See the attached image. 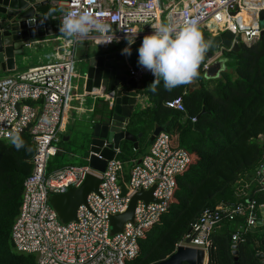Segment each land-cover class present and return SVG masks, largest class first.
<instances>
[{
  "label": "built area",
  "instance_id": "2783aa9c",
  "mask_svg": "<svg viewBox=\"0 0 264 264\" xmlns=\"http://www.w3.org/2000/svg\"><path fill=\"white\" fill-rule=\"evenodd\" d=\"M244 2L161 0L160 4L159 0H64L63 9L87 11L106 25V30L92 31L81 41L69 39L61 46L66 52L57 54L58 58L52 63L0 77V140H7V134L13 131L27 132L35 148L32 171L23 183L18 215L10 231L18 253L34 256L36 264H125L137 255L138 240L145 231L166 212L175 176L189 163L188 153L172 149L167 133H159L143 156L128 163L116 158L119 153L116 150L104 171H96L89 166L93 154L88 152L84 165L47 172L48 161L60 151L59 143L72 102L79 101V107L73 109L82 113L79 118L82 120V115L94 113L95 102L106 99V95L98 93L86 95L83 84L79 87L76 83L82 79L75 70L80 62L76 55L78 45L85 42L101 48L113 47L126 42L128 33H136L135 42H138L161 25L179 29L190 21H195L208 34L227 30L242 43H255L261 28L257 24L253 27L241 24L238 15L244 9ZM235 10V15H231ZM60 19L59 14V23ZM221 55L222 50L217 56ZM211 60L202 63L199 72H203ZM126 75L138 88L144 77H154L138 64L128 66ZM87 98H91V105L84 107ZM166 105L184 111L179 98ZM190 121L193 123L195 119ZM89 175L100 180L96 193H90L85 205L78 207L74 221L62 223L49 204L50 197L78 188ZM152 188L154 202L137 201L133 222L125 223L120 233L111 234L110 218L124 213L134 194ZM224 215L229 221L246 216L245 227L231 237L232 245H237L240 233L255 227L259 220L264 222V204L257 206L254 201H247L230 209L218 206L205 210L176 248L202 250L206 260L208 236L219 227Z\"/></svg>",
  "mask_w": 264,
  "mask_h": 264
},
{
  "label": "trees",
  "instance_id": "16d2710c",
  "mask_svg": "<svg viewBox=\"0 0 264 264\" xmlns=\"http://www.w3.org/2000/svg\"><path fill=\"white\" fill-rule=\"evenodd\" d=\"M230 57L232 71L223 75L224 79L203 84L189 94L188 85L169 92L163 89L162 82L153 93L148 86L154 77L142 79L138 93L147 99L148 106L133 111L127 126L130 134H141V138L135 150L124 142L116 158L128 163L144 155L151 144L153 127L158 125L165 127L172 149L188 153L189 163L175 176L166 212L145 231L138 240L137 255L125 264L165 260L205 210L218 206L230 209L247 201H254L257 206L264 204V186L242 190L240 184L244 175L255 173L264 162V28L257 42H241L239 50ZM178 98L183 112L166 105ZM191 118L195 119L193 123ZM19 135L28 151L16 150L8 140H0V264H36L34 256L15 250L10 237L22 186L31 174L35 154L29 134ZM59 146L60 151L47 163L48 173L84 165L89 147L86 126L70 132L66 141L62 137ZM78 150L79 156L75 155ZM245 225L246 216L229 221L224 215L219 227L208 236L207 264H262L256 255H264V226L240 233L236 260L232 255L231 237ZM258 230L263 233L257 234Z\"/></svg>",
  "mask_w": 264,
  "mask_h": 264
},
{
  "label": "water",
  "instance_id": "95a60500",
  "mask_svg": "<svg viewBox=\"0 0 264 264\" xmlns=\"http://www.w3.org/2000/svg\"><path fill=\"white\" fill-rule=\"evenodd\" d=\"M55 0H0V67L2 72L16 71V63L28 57L30 51L39 40L59 34V20L57 17L42 18ZM161 4V0H159ZM237 10L231 13L235 15ZM257 25L264 26V8L256 15ZM208 45L202 63L211 60L207 68L192 83L188 84L187 92L201 89L203 84L221 80L223 75L232 69L228 66L233 62L228 54L239 50V44L230 31L219 34L201 33ZM263 35L260 31L259 37ZM142 41L135 42L131 48L138 49ZM126 42L116 48H101L88 52L80 59L82 63L83 89L86 95L96 91L99 95H106V99L94 103L98 114L87 115L82 120L89 137L88 152L92 153L89 166L96 171H104L106 162L113 159L115 151L126 142L132 144L134 150L141 134L134 136L127 131L129 119L138 104V86L132 78L127 77L126 70L131 64V55L122 54ZM220 50L223 55L217 56ZM229 50V52H226ZM201 63V64H202ZM200 67V66H199ZM95 112V111H94ZM159 133H166L165 127L155 125L150 142ZM68 138H63L67 140ZM98 156H95V155ZM100 157V158H98ZM261 179L264 178V163L257 169ZM100 180L94 176H87L78 188L69 189L66 193L50 197L49 204L62 223L75 220L76 211L80 205H85L87 196L96 193ZM153 188L149 191H139L128 203L126 211L110 218L111 234L120 233L125 223L133 222V212L137 201L148 203L153 201ZM264 225V222H260ZM258 222V224H260ZM257 224V225H258ZM236 245L232 246V255L236 260ZM256 258L264 264V255L258 253ZM155 264H207L202 250L178 246L165 260Z\"/></svg>",
  "mask_w": 264,
  "mask_h": 264
},
{
  "label": "clouds",
  "instance_id": "9594fccd",
  "mask_svg": "<svg viewBox=\"0 0 264 264\" xmlns=\"http://www.w3.org/2000/svg\"><path fill=\"white\" fill-rule=\"evenodd\" d=\"M56 13L61 17L59 34L67 39L81 41L90 32H103L107 28L87 11H66L53 7L49 8L42 18H53ZM135 39L136 33H128L125 36L126 46L121 50L122 54L131 55V46ZM207 51L208 45L195 21H190L179 29L161 25L142 38L137 49V64L154 76V80L148 86L151 92L155 93L161 82L163 89L170 92L181 85L192 83L198 77L199 66ZM7 140L16 150L21 148L29 150L17 132L8 133Z\"/></svg>",
  "mask_w": 264,
  "mask_h": 264
},
{
  "label": "crops",
  "instance_id": "0c3cea01",
  "mask_svg": "<svg viewBox=\"0 0 264 264\" xmlns=\"http://www.w3.org/2000/svg\"><path fill=\"white\" fill-rule=\"evenodd\" d=\"M256 1H257V3L254 2V0H245L244 9L240 13V15H238L239 20L241 21V24L243 26L253 27L257 24V21H256L257 16L256 15H257L258 10H260L262 8L261 6L264 5V2H263V0H256ZM63 2H64V0H55V3L51 6V8H53V7L63 8L62 7ZM58 15H59V13H56V14H54V17L58 18ZM263 28H264V26L261 28V30H263ZM199 30L201 33L205 32L204 28L199 27ZM259 39H260V37H259ZM68 40L69 39L65 38L61 34L39 40L38 43L35 44L34 48L30 51L27 58L20 59L17 61L16 71H25V70L32 68V67H35V66L44 65V64L54 62L58 58L57 54L62 55L66 52V49H62L61 46L64 43L68 42ZM240 43H241V41L238 42V44H240ZM118 46H119V44L115 45L113 47L116 48ZM108 48H111V47H108ZM96 49H101V47L96 46V48H95L90 43H85V42L80 43V45H78V47H77V54L76 55L81 59L88 52H90L92 50H96ZM228 55H229L228 57L231 58L230 54H228ZM137 58H138V53H137V49H136V50H133V52H132V59H131L132 63L131 64H136ZM8 73H11V72H2L1 67H0V77L5 76ZM93 93H96V91H93ZM138 101L139 102H138L137 106L135 107V110L144 109L148 106V101L145 97L140 96ZM72 106H73V108H78L79 107V101L74 100L72 102ZM73 108L71 109V111L67 115V118L65 121V130H66V128H68V131L71 130L70 131L71 133L79 130L80 127L76 124V121L74 122V117H76V120H77V116L80 118V116L82 114L79 110L73 109ZM93 114L94 115L98 114L97 109L95 110V112ZM69 133H65L63 135V138H68ZM261 178L259 176L258 170H256L255 173L244 175L240 179L241 189L242 190H251L256 185L257 186H264V178L263 179H261ZM258 222L260 223V220ZM261 226H264V225L260 223L251 229L253 230L256 227H261ZM256 233L261 234V233H263V231L258 230V231H256Z\"/></svg>",
  "mask_w": 264,
  "mask_h": 264
},
{
  "label": "rangeland",
  "instance_id": "374dc122",
  "mask_svg": "<svg viewBox=\"0 0 264 264\" xmlns=\"http://www.w3.org/2000/svg\"><path fill=\"white\" fill-rule=\"evenodd\" d=\"M95 48H96V46H94ZM75 70H76V73H78V74H82V63L81 62H79L77 65H76V68H75ZM77 84H78V86L79 87H81L82 86V84H83V80L82 79H80V80H78V82H76ZM91 105V98H87L86 99V102L83 104V106L84 107H89ZM88 115V114H87ZM87 115H82V120H86V118H87ZM82 120H79V117L77 116V120H76V117H74V122L76 121V124L80 127V126H83L84 124H83V122H82ZM71 130H69L68 131V128H66V130L64 131V133L62 134V135H64L65 133H69ZM148 150V149H147ZM147 152V151H146ZM145 152V153H146ZM77 153H79V150L76 152L75 151V155H78ZM79 156V155H78ZM143 156V155H142ZM67 158H69V157H67ZM77 157H74L73 158V163H75L76 161H77V159H76ZM70 159H72V157L70 158Z\"/></svg>",
  "mask_w": 264,
  "mask_h": 264
},
{
  "label": "bare ground",
  "instance_id": "6f19581e",
  "mask_svg": "<svg viewBox=\"0 0 264 264\" xmlns=\"http://www.w3.org/2000/svg\"><path fill=\"white\" fill-rule=\"evenodd\" d=\"M254 2H256V3H257V1H256V0H254Z\"/></svg>",
  "mask_w": 264,
  "mask_h": 264
}]
</instances>
